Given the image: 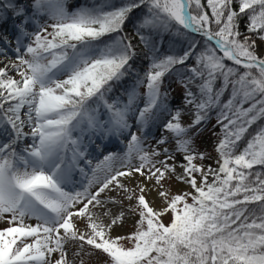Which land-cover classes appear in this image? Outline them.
I'll return each instance as SVG.
<instances>
[{
	"label": "snow or ice",
	"instance_id": "1",
	"mask_svg": "<svg viewBox=\"0 0 264 264\" xmlns=\"http://www.w3.org/2000/svg\"><path fill=\"white\" fill-rule=\"evenodd\" d=\"M0 65V264H264V0H0Z\"/></svg>",
	"mask_w": 264,
	"mask_h": 264
},
{
	"label": "rangeland",
	"instance_id": "2",
	"mask_svg": "<svg viewBox=\"0 0 264 264\" xmlns=\"http://www.w3.org/2000/svg\"><path fill=\"white\" fill-rule=\"evenodd\" d=\"M0 66H2V65H0ZM214 122V121H213ZM77 179H79V177H77Z\"/></svg>",
	"mask_w": 264,
	"mask_h": 264
},
{
	"label": "trees",
	"instance_id": "3",
	"mask_svg": "<svg viewBox=\"0 0 264 264\" xmlns=\"http://www.w3.org/2000/svg\"><path fill=\"white\" fill-rule=\"evenodd\" d=\"M217 131H219V129Z\"/></svg>",
	"mask_w": 264,
	"mask_h": 264
}]
</instances>
